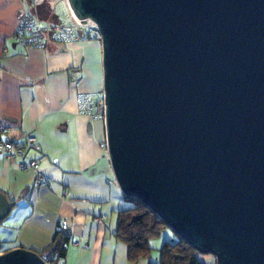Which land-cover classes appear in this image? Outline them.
I'll return each mask as SVG.
<instances>
[{
    "label": "water",
    "instance_id": "1",
    "mask_svg": "<svg viewBox=\"0 0 264 264\" xmlns=\"http://www.w3.org/2000/svg\"><path fill=\"white\" fill-rule=\"evenodd\" d=\"M98 28L125 196L217 264H264V0H69ZM0 191V222L11 212ZM0 264H49L11 250Z\"/></svg>",
    "mask_w": 264,
    "mask_h": 264
},
{
    "label": "crops",
    "instance_id": "2",
    "mask_svg": "<svg viewBox=\"0 0 264 264\" xmlns=\"http://www.w3.org/2000/svg\"><path fill=\"white\" fill-rule=\"evenodd\" d=\"M50 9L54 14L49 0L34 6L0 0V124L7 137L37 138L46 156L41 171L51 181L36 186V173L18 170L16 160L0 154V191L14 203L0 222V242L7 252L42 251L66 223L71 239L62 264H134L114 235L119 214L134 204L116 180L105 121L80 113L78 105L82 94H103L101 41L83 37L27 48L15 36L24 10L44 23L53 17Z\"/></svg>",
    "mask_w": 264,
    "mask_h": 264
},
{
    "label": "built area",
    "instance_id": "3",
    "mask_svg": "<svg viewBox=\"0 0 264 264\" xmlns=\"http://www.w3.org/2000/svg\"><path fill=\"white\" fill-rule=\"evenodd\" d=\"M34 6L38 0H27ZM54 4L55 19L40 23L29 11L24 10L20 17L16 39L27 48H44L48 41L69 44L83 37L100 40L97 25L91 20H79L75 16L69 0H49ZM79 111L95 119L105 121L104 95L82 94L78 99ZM8 129L0 124V154L8 160H16V168L36 173V186H49L51 181L42 174L41 164L46 156L41 153L37 138L22 133L18 139L7 137ZM67 195V194H66ZM63 229L67 224L63 223ZM7 247L0 242V256L7 253ZM215 259L214 256L210 255ZM216 261V259H215Z\"/></svg>",
    "mask_w": 264,
    "mask_h": 264
},
{
    "label": "trees",
    "instance_id": "4",
    "mask_svg": "<svg viewBox=\"0 0 264 264\" xmlns=\"http://www.w3.org/2000/svg\"><path fill=\"white\" fill-rule=\"evenodd\" d=\"M51 12L53 14L52 10ZM53 19L54 14L48 18ZM126 198L134 206L119 214L114 235L119 242L127 246L129 262L136 264L141 260H149V264H206L201 260V254L197 249L180 237L176 242L165 243L159 251L158 258L154 260L150 240L158 237L169 227L139 200L128 196ZM10 203L13 207L14 203ZM70 239V230L63 229V223H59L50 245L36 252L49 264H62L67 255Z\"/></svg>",
    "mask_w": 264,
    "mask_h": 264
},
{
    "label": "rangeland",
    "instance_id": "5",
    "mask_svg": "<svg viewBox=\"0 0 264 264\" xmlns=\"http://www.w3.org/2000/svg\"><path fill=\"white\" fill-rule=\"evenodd\" d=\"M179 240V236L175 234V232L170 229L166 228L162 231V233L155 238L150 240V246L152 250V258L156 260L159 256L160 249L165 245L167 242H176ZM201 260L204 261L206 264H217L215 259L210 255H201Z\"/></svg>",
    "mask_w": 264,
    "mask_h": 264
}]
</instances>
